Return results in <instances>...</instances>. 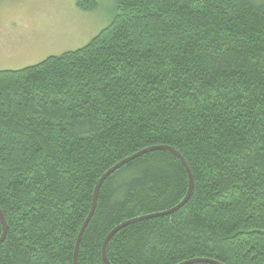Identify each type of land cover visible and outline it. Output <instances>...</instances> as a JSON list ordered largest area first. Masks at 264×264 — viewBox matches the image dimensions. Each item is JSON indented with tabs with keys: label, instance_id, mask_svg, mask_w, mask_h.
<instances>
[{
	"label": "trees",
	"instance_id": "obj_1",
	"mask_svg": "<svg viewBox=\"0 0 264 264\" xmlns=\"http://www.w3.org/2000/svg\"><path fill=\"white\" fill-rule=\"evenodd\" d=\"M155 145L192 194L118 231L111 264H264V0H115L85 46L0 70V264H74L101 176ZM188 189L169 150L116 170L77 264H106L115 226Z\"/></svg>",
	"mask_w": 264,
	"mask_h": 264
},
{
	"label": "rangeland",
	"instance_id": "obj_2",
	"mask_svg": "<svg viewBox=\"0 0 264 264\" xmlns=\"http://www.w3.org/2000/svg\"><path fill=\"white\" fill-rule=\"evenodd\" d=\"M0 0V70L20 69L88 44L111 21L115 0Z\"/></svg>",
	"mask_w": 264,
	"mask_h": 264
},
{
	"label": "water",
	"instance_id": "obj_3",
	"mask_svg": "<svg viewBox=\"0 0 264 264\" xmlns=\"http://www.w3.org/2000/svg\"><path fill=\"white\" fill-rule=\"evenodd\" d=\"M155 150H169V151L174 152L179 157V159L182 161L183 165L185 166L186 171H187L188 176H189V189H188V192H187L186 196L184 197V199L180 203H178L176 206H174V207H172L170 209H167V210H164V211L155 212V213H150V214H146V215H141V216H138V217H135V218H132V219H128V220L118 224L117 226H115L109 232V234L106 236V238H105V240L103 242L102 253H103V259L106 262V264H111V262L109 261V258L107 256V246H108L110 240L112 239V237L118 231H120L122 228H124V227H126V226H128V225H130L132 223H135L137 221H141V220L148 219V218L159 217V216H164V215L171 214V213L179 210L180 208H182L188 202V200H189V198H190V196L192 194L193 185H194L193 174H192L191 169H190L187 161L185 160V158L175 148L167 146V145H155V146H151V147H147L145 149H142V150L138 151L137 153H135V154H133V155L121 160L120 162L115 164L113 167L108 169L101 176V178L99 179V181H98V183H97V185L95 187L93 205H92L91 211H90L89 215L87 216L85 222L83 223V225L81 227V230L79 232L78 239H77V242H76L75 252H74V264H77L78 252H79V249H80V244H81L83 235L85 233V230H86L88 224L90 223V221H91V219H92V217H93V215H94V213L96 211L97 201H98V194H99V191H100L101 186L104 183V181L112 173H114L116 170H118L119 168H121L122 166L127 164L128 162L134 160L135 158H137V157H139V156H141V155H143L145 153H148V152H151V151H155ZM0 219H1L2 224H3V233H2V235L0 237V245H1L4 242V240L6 238V235H7V231H8V224H7V221L5 219V216H4V213H3L2 209H1V207H0ZM196 262H206V263H211V264H223V263H221L219 261L212 260V259H207V258H195V259H192V260H189V261L182 262L180 264H192V263H196Z\"/></svg>",
	"mask_w": 264,
	"mask_h": 264
}]
</instances>
